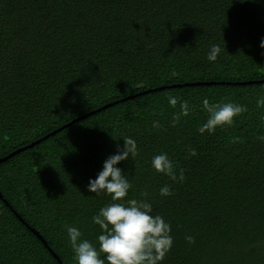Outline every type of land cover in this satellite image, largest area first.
<instances>
[{"label":"trees","instance_id":"obj_1","mask_svg":"<svg viewBox=\"0 0 264 264\" xmlns=\"http://www.w3.org/2000/svg\"><path fill=\"white\" fill-rule=\"evenodd\" d=\"M261 37L264 0H0V158L41 140L0 163V264H75L65 225L96 242L91 217L111 201L85 186L124 136L138 145L118 165L128 197L171 225L161 264H264ZM169 94L191 108L175 126ZM205 96L247 111L199 134ZM160 152L182 182L151 167Z\"/></svg>","mask_w":264,"mask_h":264},{"label":"clouds","instance_id":"obj_2","mask_svg":"<svg viewBox=\"0 0 264 264\" xmlns=\"http://www.w3.org/2000/svg\"><path fill=\"white\" fill-rule=\"evenodd\" d=\"M259 47L264 49V37H261ZM220 54L221 47L214 43L210 45L206 58L210 63L215 62ZM167 102L172 108L179 105V111L172 115V126H175L181 117L189 115L191 108L187 100L169 94ZM256 103L258 106H264V96L258 97ZM201 105L208 115L205 122L196 129L199 134L205 132L211 134L218 127L230 126L235 117L247 111L245 105L232 101L210 103L207 96L201 99ZM261 120H264V115L261 116ZM152 126L160 127L156 120L152 122ZM122 138L123 147L116 146L115 153L107 156L102 169L94 179L90 178L85 186L86 191L96 196L108 195L111 201L91 217V222L100 229L95 238L96 242L84 238L79 227L65 225L75 264H161L173 246L171 225L163 216L153 214L152 203L147 199L128 197L132 185L128 175L118 165L135 158L138 154V145L132 137ZM259 139L264 141V136H260ZM187 154L189 157L196 156V149L187 147ZM151 167L156 172L168 176L173 182L184 180V169H177L166 152L153 155ZM171 194L169 185L165 184L159 188L161 197H168ZM185 239L189 243L194 240L190 235Z\"/></svg>","mask_w":264,"mask_h":264},{"label":"water","instance_id":"obj_3","mask_svg":"<svg viewBox=\"0 0 264 264\" xmlns=\"http://www.w3.org/2000/svg\"><path fill=\"white\" fill-rule=\"evenodd\" d=\"M148 92H150V91H146L145 93H148ZM142 94H143V93H139L138 96H139V95H142ZM133 97H134V96H129V97H127L126 99H130V98H133ZM110 105H112V104H110ZM110 105H107V106H105L104 108H107V107L110 106ZM95 112H96V111H95ZM95 112H92V113H95ZM92 113H89V114H87L86 116H88V115H90V114H92ZM86 116H82V117H80V118H78V119H75V120H73L71 123L65 125L64 127L69 126V125L75 123L77 120H79V119H81V118H84V117H86ZM40 141H41V140L36 141V142H34V143H32V144H30V145H28V146H26V147H24V148H22V149H18L17 151H15V152L9 154V155L6 156V157L0 158V163H2V162H4V161L8 160L9 158L13 157V156L16 155V154H19L20 152L26 150L27 148H32L35 144L39 143ZM0 198L3 199V195L1 194V192H0ZM5 202H6V204H7L8 206H10L9 203H7L6 200H5ZM15 214L19 217V219H20L21 221L24 222V220H23L22 217H20L16 212H15ZM31 231H32L33 233H35V234H36V235H37V236L43 241V243H44L46 246H48L47 242L43 239V237H42V236H41V235H40L35 229L31 228ZM50 251L52 252L51 248H50ZM54 255H55V257L58 259L57 255H56V254H54Z\"/></svg>","mask_w":264,"mask_h":264}]
</instances>
